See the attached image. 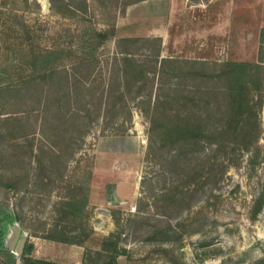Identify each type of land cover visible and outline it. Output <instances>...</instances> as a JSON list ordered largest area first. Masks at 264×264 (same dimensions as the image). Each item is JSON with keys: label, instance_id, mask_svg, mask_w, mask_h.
<instances>
[{"label": "rangeland", "instance_id": "rangeland-1", "mask_svg": "<svg viewBox=\"0 0 264 264\" xmlns=\"http://www.w3.org/2000/svg\"><path fill=\"white\" fill-rule=\"evenodd\" d=\"M144 1L6 0L7 6H0V88L20 90L0 94V114H4L0 119L12 116L27 127L24 132L15 124L0 123V264H24L27 243L33 247L30 260L55 264H104L113 254L111 244L116 246L117 264H254L264 260V207L250 219L255 199L264 189V107L259 114V157L253 170L247 165L249 154L244 153L237 167L220 172L224 152L209 143L215 137H200L193 147L205 168L195 169L192 162L174 159L177 150L161 148V140L155 139L156 146L149 150L152 134L145 111L153 108L155 89L150 105L147 100L141 103L142 97L135 101L126 97L124 110L118 104L115 112L106 115L101 112L105 100L100 106V92L91 102V94L83 91L82 102L66 104L74 109L89 103L86 109L93 121L84 123L80 153L69 161L63 180L52 186L35 180L36 166L28 145L40 140L41 113L36 107L40 100L44 106L46 91L65 84L61 71L66 68L56 67V74L42 81L39 78L47 72H33L34 58L46 50H58L64 53L60 63L79 74L84 60L93 54L100 61L88 68L92 78L79 81L99 91L109 87L112 62L106 67V60L117 39L125 38L119 37L123 17ZM166 28V38L159 42L161 58L203 61L216 71L225 62L255 63L264 29V0L184 1ZM156 44L138 43L132 49L136 59L152 54ZM32 78L37 79L35 85L30 83ZM214 83L209 86L218 87ZM184 85L194 91L206 88L191 80ZM205 112L202 107V120ZM212 112L211 126H227L220 120L222 114ZM46 117V138L51 141L49 128L55 118ZM192 121L199 123L197 118ZM22 133L35 136L28 141L12 140ZM228 139L236 141L233 135ZM19 159H23L19 166L29 173L27 187L19 192L3 189L1 176L19 173L15 165ZM209 166L212 177H207ZM111 236L106 248L103 243Z\"/></svg>", "mask_w": 264, "mask_h": 264}, {"label": "trees", "instance_id": "trees-1", "mask_svg": "<svg viewBox=\"0 0 264 264\" xmlns=\"http://www.w3.org/2000/svg\"><path fill=\"white\" fill-rule=\"evenodd\" d=\"M5 5L7 6L6 0H0V6ZM140 42L143 45L158 43L155 45L153 53L146 56L144 60L136 59L134 50H132ZM159 42L161 44L159 38L117 39L114 51L111 53L110 58L106 60V67L108 61L112 62L107 78L112 83L107 88L104 86L100 91L99 89L87 88L79 81H87L92 78V73L88 68H92L93 65L95 68L96 64L93 63L100 61L93 54L84 60L82 66L78 65L77 68L84 67L82 71L79 70L80 75L77 70L74 71L71 68L64 67L60 63L64 60L62 57L64 53L58 50H46L34 58V63L31 65L33 72L38 74L44 71L50 74H48L49 76L46 75L47 73L42 75L39 78L42 81H46L52 75H55L56 67L66 68L61 71L65 76V84L46 91L43 97L44 106L40 105L43 101L40 100L38 107H36L38 108L36 110H40L36 112L41 113L37 128L40 140H38L37 145L33 146L30 143L28 146L30 159L36 166L35 180L38 183L42 184L43 180H46L47 185L52 186L63 180L69 161H74V156L81 151V136H83L87 127L84 123L88 124L87 122L93 121L89 110L86 109L89 103L74 109L66 104L73 101L76 103L82 102L81 93L83 91L91 94V102L92 99L95 100V94L100 92V106L103 99L105 100L102 103L101 112L106 115V112L109 113L112 110L115 112L118 104H122L120 109L124 110L128 105L125 101L126 97H130L132 101L142 97L141 103L147 100L146 104L150 105L151 96L155 89L153 108L150 111H145V113H149L146 116L149 117L150 132L152 134L149 150L152 149L153 145L156 146L155 139L157 141L161 140V148L171 146L170 151L173 149L179 151L176 152L174 159L176 158L179 162L189 165L192 162L195 169L205 168L207 165L201 163L203 159H198L197 154L194 155L195 149L193 147L200 137L208 140L215 137V142L209 143L216 147L217 152H224L219 163L220 172L228 167H237L239 158L244 153L249 154L247 165L251 171L253 170V166L257 163L259 157L258 143L261 136L259 114L262 107H264V29L260 31V46L255 63L225 62L218 66L220 69L218 68L217 71L210 69V64L203 61L161 58ZM67 57L68 55H65V58ZM188 80L198 82L200 85L205 84L206 88H201L202 86L200 88L195 87L198 90L194 91L192 87L184 85ZM35 81L37 79L32 78L30 83L34 84ZM212 82H215L214 84H217L218 87H210L209 84ZM19 91L18 88L11 89L7 86L0 88V94L9 92L17 94ZM84 100H87L86 96ZM100 106L98 108H101ZM202 107L207 110L203 120L199 117ZM215 110L223 115L220 120L227 122V126L220 128L211 126V121L214 118L212 111ZM80 113L84 114L82 118L79 116ZM47 114H51L55 118L49 128L50 136L53 138L51 141L46 138ZM1 116H4V114H0V118ZM192 118H197L198 125L193 123ZM75 121H78V123L71 124ZM3 122L4 126L15 124V128L19 131H24L23 127H26V125L22 126L17 118L12 116L0 119V123ZM207 127L209 128L206 129ZM229 135L235 136L236 141H230L228 139ZM33 136H35V133H22L12 140L22 138L28 141ZM170 151L168 152L170 153ZM22 162L23 159H19L15 163L19 173L14 172V174L7 177L4 174L1 176L4 181V184L1 185L3 189L19 192L27 187L29 173L26 168L19 166ZM207 173V177L213 176L210 166ZM15 186L20 187L16 188ZM72 202L77 201L73 200ZM66 205L76 207L78 204L68 203ZM262 207H264V189L255 199L250 215L251 220L256 218ZM69 214L72 215L71 211ZM111 238L112 236L103 243V246L108 248V241ZM111 245L113 254L109 256L104 264H117L116 246ZM32 251V245L27 243L22 256L24 264H55L48 261L30 260L28 256ZM254 264H264V260H259Z\"/></svg>", "mask_w": 264, "mask_h": 264}, {"label": "crops", "instance_id": "crops-1", "mask_svg": "<svg viewBox=\"0 0 264 264\" xmlns=\"http://www.w3.org/2000/svg\"><path fill=\"white\" fill-rule=\"evenodd\" d=\"M184 1L189 0H146L134 9H128L123 17L122 25L124 27H122L119 37L159 38L162 43L166 38L164 34L167 30L168 20L173 18V14ZM192 5L194 7L200 6L193 3ZM203 5L204 3L201 6Z\"/></svg>", "mask_w": 264, "mask_h": 264}, {"label": "built area", "instance_id": "built-area-1", "mask_svg": "<svg viewBox=\"0 0 264 264\" xmlns=\"http://www.w3.org/2000/svg\"><path fill=\"white\" fill-rule=\"evenodd\" d=\"M131 211H134V209H133V208H131Z\"/></svg>", "mask_w": 264, "mask_h": 264}]
</instances>
